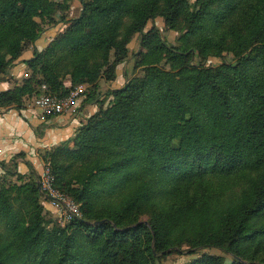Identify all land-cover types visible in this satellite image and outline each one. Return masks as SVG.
<instances>
[{
    "label": "trees",
    "instance_id": "16d2710c",
    "mask_svg": "<svg viewBox=\"0 0 264 264\" xmlns=\"http://www.w3.org/2000/svg\"><path fill=\"white\" fill-rule=\"evenodd\" d=\"M73 1L0 0V80L47 28L66 24L24 60L29 77L0 90V108L20 111L43 84L100 95L136 35L138 73L40 152L79 216L57 223L31 163L21 173L0 161V264H163L207 247L230 259L201 252L185 264H264V0H78L70 17ZM224 54L232 60L207 64Z\"/></svg>",
    "mask_w": 264,
    "mask_h": 264
},
{
    "label": "crops",
    "instance_id": "0c3cea01",
    "mask_svg": "<svg viewBox=\"0 0 264 264\" xmlns=\"http://www.w3.org/2000/svg\"><path fill=\"white\" fill-rule=\"evenodd\" d=\"M79 10L80 4L78 0H74L69 10V16H77ZM64 26V23H57L55 26L47 28L41 34L40 38L34 42V44L40 48L38 51L41 50L55 34L62 31ZM135 39H139L138 35H136L133 40ZM27 49L24 50L26 53H22L17 59L16 62L18 63L12 66V70L16 69V72H12L13 74L17 73L20 67L25 66L24 60L32 56L33 52ZM121 66L120 64L116 68V78L113 81L99 80L98 91L101 92L100 95L89 98L85 94V96L79 100L77 109L73 112L70 111L60 115H52L49 118L44 116V118H39L35 113L22 110V112H26L24 114L26 115V120V118L22 116H12L11 111L5 113L0 111V161H4L7 165H10L11 162L9 161L13 160V162L17 164L18 171L21 173H28V167L25 162H29L34 170L36 169L35 171L39 173L43 166L40 152L72 137L75 129L81 122L85 121V119L97 109L96 101L99 96H104L107 90L119 88L124 84L121 83V80L126 81L128 66H126V68H121ZM7 84L9 85L8 81H0V90L9 88ZM107 99L109 101L111 98L108 97ZM20 111L17 110V112ZM19 152H23V156L14 158L13 156ZM2 172L3 169L0 166V174Z\"/></svg>",
    "mask_w": 264,
    "mask_h": 264
},
{
    "label": "rangeland",
    "instance_id": "374dc122",
    "mask_svg": "<svg viewBox=\"0 0 264 264\" xmlns=\"http://www.w3.org/2000/svg\"><path fill=\"white\" fill-rule=\"evenodd\" d=\"M191 1H193V0H191ZM64 25H65L64 26V28H65L66 27V24L64 23ZM154 25L158 27V29H159V31H160V33H161L164 41H166L169 44H176V37H177L178 33L176 31H174V30L169 29L163 23V21H162L161 18L155 19ZM150 26H151V23H148L146 25V27H145L144 30H147V28L150 27ZM133 39L131 40V42L129 44V54H128V57L123 62H121V63L118 64V65H120V64L122 65L121 68H126V66H128L127 67V70H128L127 77H130L134 73H138V69L137 70H134L133 69V63L135 61V57L133 56V53H135L138 50L139 39L138 40H136V39L133 40ZM27 48H26L27 50H30L32 52L34 50L40 49L35 44H30ZM23 53H26V52H23ZM222 59L223 60H226V61H230V60H232V56L230 54H224V56L222 58H209L207 60V64L215 65V64L219 63ZM118 65L116 66V68L118 67ZM12 72H16V69H13L12 70V66H11L9 68V70L4 75L1 76V80L0 81H3V82L8 81L9 82V85L7 84L8 87H12L14 84L20 83L24 78L29 77V74H30V71L26 67V64H25V66L20 67V70L17 71V73H14L13 74ZM124 82H125L124 80H121V83L122 84ZM65 83L68 86L70 84L69 81H67V80L65 81ZM81 84L86 85V90H88V87H89L88 84H86V83H81ZM77 85H79V84H77ZM77 85H75V86H77ZM40 89H41V91L43 93L44 91L42 89V85H41V88ZM1 90H3V89H1ZM85 94L87 96V91H85ZM85 94L83 96H85ZM83 96H80L77 99L75 109H77L78 102H79V100L81 98H83ZM34 97H36V96H34ZM34 97L26 98L24 100V107L21 109L20 112H17V110L14 109V108H0V111H2V113L11 111V115L12 116L13 115L15 117L22 116L23 118H26V115H24L26 112L24 113V111L22 112V110H27L29 112H32V113L37 114L39 118L46 117L47 114L40 113L34 107V104H33V100H34L33 98ZM109 101H110V99H109ZM109 101H108V99L105 100L104 105H107L109 103ZM18 113H19V115H18ZM27 117H28V115H27ZM26 120H27V118H26ZM43 169H44V164H43L42 168L40 169V172L39 173H38V171H36L39 174L38 180H39V178H41V174H42ZM41 200H42V204L44 206V210H47L49 212V217L55 219L57 221V223H59L60 225H63L64 223L67 222V221H65V218L62 215V213L60 212V210L59 209H56V208H53L52 205L49 204L46 201L44 194H41ZM141 218L144 220V219L147 218V216L146 215H143V216H141ZM201 252H208V253L220 254V255H223L226 258V260H229L230 259V256L228 254H226L224 251H222L220 249H217V248H214V247H207V248H199L194 253H190V252L187 251V249H183V250H180V252H178V253L177 252H174V253L169 254L168 256L162 258L161 261H162L163 264H185L186 262H188L189 260H191L193 257L197 256Z\"/></svg>",
    "mask_w": 264,
    "mask_h": 264
},
{
    "label": "built area",
    "instance_id": "2783aa9c",
    "mask_svg": "<svg viewBox=\"0 0 264 264\" xmlns=\"http://www.w3.org/2000/svg\"><path fill=\"white\" fill-rule=\"evenodd\" d=\"M42 89L46 86L43 84ZM86 85L79 84L72 88L66 95H55L51 93H41L34 97L33 104L36 110L47 115H60L66 112L74 111L76 101L80 96L85 94ZM39 191L44 194L46 201L52 205L53 208L59 209L68 221L71 217L79 216L78 208L74 202L66 195L59 193L52 187V176L50 175L49 167L44 165L41 178L38 180ZM46 196L50 198L47 199Z\"/></svg>",
    "mask_w": 264,
    "mask_h": 264
},
{
    "label": "water",
    "instance_id": "95a60500",
    "mask_svg": "<svg viewBox=\"0 0 264 264\" xmlns=\"http://www.w3.org/2000/svg\"><path fill=\"white\" fill-rule=\"evenodd\" d=\"M37 186H39V184L37 183ZM47 197V199H49L50 197L49 196H46ZM97 223H99L98 221H96V222H93V224H97Z\"/></svg>",
    "mask_w": 264,
    "mask_h": 264
}]
</instances>
